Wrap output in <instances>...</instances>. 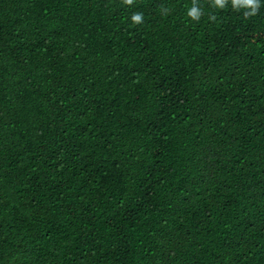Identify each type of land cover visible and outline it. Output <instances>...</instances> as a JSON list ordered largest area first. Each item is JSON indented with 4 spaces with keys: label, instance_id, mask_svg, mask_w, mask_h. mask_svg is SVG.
<instances>
[{
    "label": "trees",
    "instance_id": "16d2710c",
    "mask_svg": "<svg viewBox=\"0 0 264 264\" xmlns=\"http://www.w3.org/2000/svg\"><path fill=\"white\" fill-rule=\"evenodd\" d=\"M246 12L0 0V264H264V3Z\"/></svg>",
    "mask_w": 264,
    "mask_h": 264
},
{
    "label": "clouds",
    "instance_id": "9594fccd",
    "mask_svg": "<svg viewBox=\"0 0 264 264\" xmlns=\"http://www.w3.org/2000/svg\"><path fill=\"white\" fill-rule=\"evenodd\" d=\"M127 3L131 4L132 0H126ZM227 0H213V3L218 8L225 7ZM233 8H250L251 13H245V15L254 14L257 9L260 7L261 3H264V0H231ZM187 15L191 17L194 20L199 19V12L196 7H192L187 11ZM142 19V16L140 13H136L132 16V20L134 22H140Z\"/></svg>",
    "mask_w": 264,
    "mask_h": 264
}]
</instances>
